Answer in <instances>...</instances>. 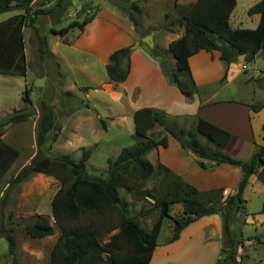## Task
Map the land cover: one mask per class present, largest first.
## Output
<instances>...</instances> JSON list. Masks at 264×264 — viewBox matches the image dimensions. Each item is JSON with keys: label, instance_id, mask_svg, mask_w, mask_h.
<instances>
[{"label": "crops", "instance_id": "obj_1", "mask_svg": "<svg viewBox=\"0 0 264 264\" xmlns=\"http://www.w3.org/2000/svg\"><path fill=\"white\" fill-rule=\"evenodd\" d=\"M34 1L36 0H32L31 3ZM67 1L69 0H62V4ZM70 1L72 5L73 0ZM78 1V6L74 5L71 8L68 5L63 11L62 5H59L51 12L57 14V20L52 21L49 27L50 34L44 33L47 36L50 55L39 53L38 41L36 35L34 36L37 59L41 63L39 66L34 65L33 69L34 75L40 77L38 83L36 82V89L42 93L40 99L48 103L54 112L55 125L41 146L45 154L55 157L73 154L79 157L81 152L78 149L81 148L90 149V155L100 148L104 153L114 148L115 152L104 154V170L107 173V158L115 157L125 146V144L117 146L115 140L130 138L126 146L135 143L133 133L136 112L143 108L157 111L163 121L174 129L184 127L196 130L198 119L206 120L219 129L215 131V136L220 141L219 149L235 158L247 160L260 145H264L262 140L264 107L256 111L251 107L253 104L264 102L263 51L255 57V73L250 78L242 76V72L249 67L244 63V58L237 57L235 61L226 64L220 59V52L217 50L201 49L195 52L188 58L195 90L190 96H186L169 80L159 60L149 52V49L158 47L164 52L165 65L172 70L176 69L175 58L169 52V45L173 40L183 36L184 24L176 22L168 25L169 29L166 30L155 28L158 18L165 14L169 15L173 22L178 18L179 13L174 0L143 2L140 24L137 27L118 8L100 0L102 5L97 8L94 17L82 30L74 28L69 31L67 42L51 29L63 26L71 19L82 18L84 4L81 3L83 0ZM177 2L182 3L180 0ZM54 3L55 0H45L42 7L48 8ZM172 5L174 10L171 8ZM170 8L171 10L167 12L166 10ZM21 12L23 11L20 10L19 13ZM158 12L161 16L156 15ZM247 17V23L244 25L242 22H233L234 20L231 21L230 18L229 23L233 28H255L260 15L248 14ZM147 34L152 35V47L142 40ZM24 41L28 66L25 38ZM125 46L131 49L129 70L125 80L117 83L107 78L105 67L110 54ZM45 56L57 61L56 75L51 76L46 70ZM1 80L5 83L9 81ZM185 81L188 82L187 77ZM232 83H235L236 91H233L232 95L220 98L222 90L227 89ZM6 84L4 87L7 88ZM257 89L261 93H258ZM51 91L54 93V99H57L55 102L49 99ZM238 91L243 93L238 95ZM258 96L263 100L257 102ZM11 98L13 97L10 94L1 93L0 104L4 106L5 101ZM29 99L27 93V99L24 98L19 107L12 106L11 111L2 109L0 113L2 115L18 109L28 112L25 120L4 126L0 135L2 141L18 150L17 158L5 172L4 177L9 178L22 166L30 163L38 151L36 136L41 117V100ZM146 132L149 137L155 139L167 135L166 146L158 145L147 154L152 163H161L183 182L200 191L221 188L224 197L236 191L242 177L239 166L228 163L216 164L198 157L192 151L183 148L174 136L166 133L155 121L146 124ZM197 136L203 143L215 147V143L205 136L199 133ZM200 161L207 166L202 167ZM262 169L263 167H260L259 171ZM157 181L159 182V178ZM62 185L61 179L54 174L33 171L16 186L11 196L10 208L16 217L40 215L54 226L51 235L40 238L43 239V249L48 257L46 264L49 262L51 248L61 232L54 221L52 200ZM248 188L256 192L264 191V179L258 174L251 175L244 193ZM19 226L23 228L22 225L15 226L14 235L16 227ZM168 235L167 232L163 241L157 240L149 264H214L220 257L223 246V217L220 213L202 216L186 225L180 231L179 237L172 242L167 241L170 237ZM15 238L18 247L16 235Z\"/></svg>", "mask_w": 264, "mask_h": 264}, {"label": "trees", "instance_id": "obj_2", "mask_svg": "<svg viewBox=\"0 0 264 264\" xmlns=\"http://www.w3.org/2000/svg\"><path fill=\"white\" fill-rule=\"evenodd\" d=\"M31 1L0 0V14L15 9L23 11L0 22L1 74H26L24 26L33 28L39 53L50 55L47 36L35 25V21L38 16L51 13L59 5H62L64 11L71 4L70 0L65 4H62V0H55L53 5L43 8L45 0H36L33 3ZM107 1L127 15L136 27L140 24L141 4L146 0ZM177 1L174 0L175 8L183 18L185 32L169 45V52L175 58L176 69L172 70L165 65L162 58L164 52L158 47L149 49V52L159 60L164 74L184 95L190 96L195 90L188 62V58L195 52L201 49L217 50L220 52V59L229 64L240 54H244L245 63L253 62L257 54L264 51V0H259L248 9L249 15H260L258 25L253 29L233 28L229 23L236 0H193L186 4ZM90 2L82 6L83 12ZM96 11L97 9L85 13L81 20L75 19L51 30L68 42V32L74 28L82 30ZM160 29L166 30L169 26L163 25ZM130 52V47L125 46L110 54L105 67L109 80L117 83L125 80L129 70ZM183 75L185 77L182 78ZM262 75L264 78V71ZM186 77L188 82L185 81ZM25 93L26 98L27 89ZM40 105L41 117L36 136L38 151L30 163L22 166L3 182L2 188L0 187V235H4L7 241L11 264H20L13 233L14 225H22L25 233L32 238H42L54 232V226L48 219L40 215L30 218L16 217L10 208L14 189L33 171L54 174L63 183L52 200L54 221L61 232L51 248L48 264H149L163 218L173 219V232L167 239L168 242H172L179 237L180 231L186 225L214 213H220L223 217V246L215 264H240L238 250L243 241L234 237L231 222L234 214L243 208L246 202L243 193L250 176L258 174L264 179V145H260L247 160L235 158L219 149L220 141L215 136V131L219 129L206 120L199 118L196 130L184 127L174 129L163 121L157 111L143 108L136 112L133 133L135 143L124 146L115 157L107 158L108 169L105 176H95L90 175L86 169V161L90 155L88 148H82L78 160L68 155L55 157L42 151L41 146L55 124L52 107L44 100H41ZM251 107L255 111L259 110L264 107V102L253 104ZM27 117L28 112L23 109L1 115L0 135L4 126L21 122ZM151 121L160 124L183 148L192 151L198 157L216 164L228 163L239 166L242 177L236 191L226 197L221 188L200 191L183 182L161 163H152L147 154L158 145L166 146L167 135L159 139L149 137L146 124ZM197 133L213 141L215 147L203 143ZM17 156L18 150L0 139V181ZM199 164L202 167L207 166L203 161ZM260 167H263L261 171ZM148 182L152 184L146 186ZM156 183L161 186H157ZM121 188L128 190L135 199L152 200L151 208L141 206L137 213L146 216L154 214L155 210L159 211L150 230L143 227L137 217L130 213L129 205L121 194ZM174 204H181V217L171 215ZM113 212L117 214L118 221L115 223L107 219ZM114 228L118 230L104 242L101 234ZM254 238L260 241L258 237Z\"/></svg>", "mask_w": 264, "mask_h": 264}, {"label": "rangeland", "instance_id": "obj_3", "mask_svg": "<svg viewBox=\"0 0 264 264\" xmlns=\"http://www.w3.org/2000/svg\"><path fill=\"white\" fill-rule=\"evenodd\" d=\"M102 2H106L109 3L107 0H101ZM100 0H91L88 1L90 2L89 6L87 7V9L85 10V12H83L85 15V13L88 12H92L95 9H97L98 7H100V5H102V2ZM132 1V0H131ZM134 1V0H133ZM183 3H186L188 1L191 0H180ZM257 0H236V5L234 7V9L231 12L230 15V19L233 22H242L241 24H246L248 17H247V10L248 8L256 3ZM145 2V1H144ZM143 3V2H142ZM110 4V3H109ZM78 6V5H76ZM114 6V5H112ZM92 7V8H91ZM174 6L172 5L171 8H173ZM117 8V7H116ZM170 9L166 10L167 12H169ZM174 10V8H173ZM20 10H12V11H6L0 14V22L6 20L8 17L19 13ZM124 14V13H123ZM156 15L161 16V14L158 12ZM167 14H165L164 16L161 17H157V23L155 25H157L155 28L160 29L161 26L163 25H172L174 23L178 24V23H183V18L182 16L179 14L178 18L175 20V22L171 21V18L168 16H166ZM127 16V15H126ZM83 17V16H82ZM81 18V17H80ZM82 19V18H81ZM79 19V20H81ZM57 20V14L54 13H46V14H42L40 16L37 17L35 25L41 30V32L45 33V34H50L49 30H50V26L52 24V21L55 22ZM73 20V19H71ZM71 20H69L67 23H69ZM180 24V25H181ZM79 29V28H78ZM162 30V29H160ZM23 35L24 38L26 40V44H27V51H28V68H27V73L25 75H16V76H3L2 74H0V97H1V93H7L10 94L13 98L8 99L5 101V105H1L0 104V113L2 112V109L5 110H12L13 107L12 106H17L19 107L20 104L23 103L24 98L26 96V89L30 86L31 88H28V93H29V100H38L40 98H42V93L40 91H38L37 88V83L38 80H40L39 76L34 75L33 73V69H34V65L39 66L40 60L37 59V49L35 48V44H34V36H35V32L33 30V28L31 26H25L23 29ZM264 54V51H263ZM162 58L165 59L164 54L162 55ZM44 61L46 63V70H48V72L50 73V75H56L57 74V61L53 60L51 58H49L48 56H45ZM261 61V60H260ZM245 63V62H244ZM248 64V69L242 72V76L243 77H248L250 78V76H252L255 73V68L256 65L253 62L250 63H246V65ZM185 77L184 75L182 76V78ZM1 79H4L8 82H2ZM37 82V83H36ZM4 84H6L7 88L4 87ZM235 83L230 84V88L228 87L225 90H222V92L220 93V98H223L225 96L228 95H232L233 91H236V86ZM258 90V89H257ZM243 92L238 91V95H241ZM258 93H261V91ZM83 98V96H82ZM27 99V97L25 98ZM49 99L50 101L52 100V102L57 101V99H54V93L53 91L49 92ZM41 100V99H40ZM84 100V98H83ZM259 100V101H258ZM262 97L258 96L256 101L260 102L262 101ZM47 101L49 102V100L47 99ZM41 102V101H40ZM263 102V101H262ZM258 104V103H257ZM9 108V109H7ZM8 114V113H6ZM4 115V114H2ZM1 116V115H0ZM262 140L264 141V131H263V126H262ZM27 138V137H26ZM29 139V138H27ZM26 139V140H27ZM25 140V141H26ZM127 142H130V138L127 139H119V140H115V144L117 146H120L121 144H125V146L127 145ZM115 145V148H117ZM80 152L82 150L78 149ZM116 149L111 148L107 151H105V153H109V152H115ZM104 150L102 148L96 150V152H94L92 155H89V161L86 162V169L89 168V173L91 175H95V176H104L106 175L105 170H104V166H105V160H104ZM52 154V153H51ZM75 154V153H74ZM54 155V153H53ZM72 159L74 160H78L80 158V156L78 157L77 155H70ZM93 166V167H92ZM8 177H3V179L0 181V187L3 185V182H5L7 180ZM152 183L148 182L146 184V186H150ZM157 186H161L159 183H156ZM2 188V187H1ZM121 194L123 196V199L125 200V202L129 205V210L130 213L134 216H136L137 220L141 223V225L143 227H145L146 229L150 230L153 227V224L155 222V220L157 219L158 215H159V211L155 210L154 214L151 215H146V216H140L137 213L139 212L141 206H145L146 208H151L152 207V200L150 198H148V200H138L135 199L128 190H126L125 188H121ZM244 199H245V203L243 208H240L233 216L232 222H231V230L233 232V235L235 238L237 239H241L243 241V245L239 246V253H238V258L240 261V264H264V191L262 192H256V191H252L250 190V188H248L244 195H243ZM171 215L173 217H181L182 216V206L181 204H174L171 208ZM22 218V217H20ZM30 218V217H27ZM109 220V222L115 223L117 222V214L115 212L111 213L109 215V217L107 218ZM173 219L171 217H165L163 218V224L161 227V233L158 237V241H163L164 240V236L166 235V233L168 232L169 235L171 236L172 232H173ZM18 226V225H14ZM21 228V226L16 227L15 229V235L17 236V241L19 243V248H17V252H18V259L20 264H46L48 257L46 254V251L43 249L44 248V242L43 239H33L29 236H27V234L25 233L24 229L21 228V232H19V229ZM18 229V231H17ZM118 230V228H114L113 230L109 231V232H103L101 234V239L106 242L108 241L109 237L115 233ZM57 231V230H56ZM14 233V232H13ZM54 237V236H53ZM254 237H258L260 239V241H258L257 239H255ZM251 238V239H249ZM254 238V239H253ZM7 241L4 237V235H0V264H11V258L8 255V250H7ZM33 252V253H32ZM221 253V251H220ZM217 261V260H216ZM216 261H214V264L216 263Z\"/></svg>", "mask_w": 264, "mask_h": 264}, {"label": "water", "instance_id": "obj_4", "mask_svg": "<svg viewBox=\"0 0 264 264\" xmlns=\"http://www.w3.org/2000/svg\"><path fill=\"white\" fill-rule=\"evenodd\" d=\"M91 1V0H83L81 1L82 4H85L86 2ZM104 1V0H103ZM78 0H73L72 5H70L71 8H73L74 5H78ZM142 40L149 46L152 47L153 46V41H152V35L151 34H147L145 35ZM138 44V41H137ZM239 59H243L244 58V54H240Z\"/></svg>", "mask_w": 264, "mask_h": 264}, {"label": "built area", "instance_id": "obj_5", "mask_svg": "<svg viewBox=\"0 0 264 264\" xmlns=\"http://www.w3.org/2000/svg\"><path fill=\"white\" fill-rule=\"evenodd\" d=\"M246 67V65L244 64V68Z\"/></svg>", "mask_w": 264, "mask_h": 264}]
</instances>
